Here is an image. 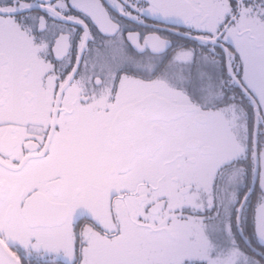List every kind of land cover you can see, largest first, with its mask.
<instances>
[{"label":"snow or ice","instance_id":"obj_1","mask_svg":"<svg viewBox=\"0 0 264 264\" xmlns=\"http://www.w3.org/2000/svg\"><path fill=\"white\" fill-rule=\"evenodd\" d=\"M0 264H264V0H0Z\"/></svg>","mask_w":264,"mask_h":264}]
</instances>
